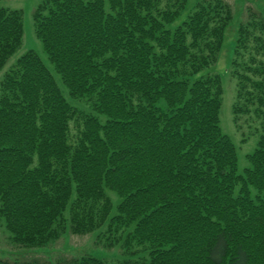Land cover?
<instances>
[{
    "label": "trees",
    "instance_id": "16d2710c",
    "mask_svg": "<svg viewBox=\"0 0 264 264\" xmlns=\"http://www.w3.org/2000/svg\"><path fill=\"white\" fill-rule=\"evenodd\" d=\"M187 1H39L35 32L66 92L32 49L1 74L0 218L11 244L41 248L68 229L96 231L121 249L119 264L264 261V15L246 10L230 62L232 123L261 127L239 171L220 124V76L199 74L217 61L233 10L202 0L184 18ZM22 32V11L0 6V72ZM41 259L0 264H111L90 253Z\"/></svg>",
    "mask_w": 264,
    "mask_h": 264
},
{
    "label": "rangeland",
    "instance_id": "374dc122",
    "mask_svg": "<svg viewBox=\"0 0 264 264\" xmlns=\"http://www.w3.org/2000/svg\"><path fill=\"white\" fill-rule=\"evenodd\" d=\"M41 0H0V6H6L9 9H19L22 11V22H23V32L21 46L18 50L10 57L2 71L0 72V77L3 71L8 70L11 65L15 64L17 57L22 53L26 52L28 49L36 51L46 62L47 67L52 71L58 83L62 86L59 81L58 74L55 73L53 64L49 63L46 54L43 51L42 44L37 38L34 23L32 19V12L39 4ZM202 0H188L186 9L182 12L181 17L186 18L189 13H191L198 2ZM207 1V0H205ZM228 3L233 10V18L231 20V25L227 27L224 33V39L222 46L217 58V61L205 68L199 74L202 73H217L220 76L221 86H222V105L220 108V124L222 130L227 134H230L233 138L234 145L237 154V164L238 170H244L247 167L248 160L247 154L252 152L255 148L257 137L259 132H261L260 120L256 122H250L251 128L247 129V125H243V128L236 129L232 123L231 108L235 100V95L237 93L236 82L237 80L231 74V59L233 55L234 41L236 38V28L240 19L246 17V10L252 9L254 12L264 15V0H223ZM62 88L66 89L62 86ZM69 99V97L67 96ZM72 105L76 108H84V100L82 99H69ZM244 118V117H243ZM72 124V122H71ZM252 127H256L254 130ZM247 129V130H246ZM242 131L244 134H242ZM239 188L235 189V193H238ZM253 193L255 191L252 190ZM110 197L114 200L116 204L119 199L116 198V194L110 193ZM67 215V214H66ZM61 233V232H60ZM97 232L93 231L86 235H75L69 233L66 229L65 234H61L58 238L47 243L46 246L36 249H22L17 245L11 244L10 237L11 234L5 228V224L2 218H0V257L7 258L8 260H18L25 261L31 260L33 258H38L42 260L53 262L59 256L70 258L72 256H79L81 253H90L92 255L101 257L111 264H119L123 259L121 254V249L119 247L107 248L102 242L97 241ZM137 256L143 257V260L147 262L149 256L139 251ZM257 253H254L255 255ZM136 257V255H135ZM139 257V258H140ZM258 263L264 264V261L260 258ZM200 264H205V261L200 262Z\"/></svg>",
    "mask_w": 264,
    "mask_h": 264
}]
</instances>
